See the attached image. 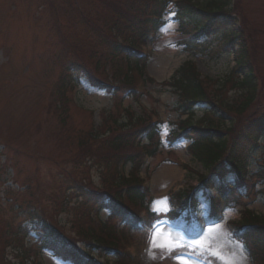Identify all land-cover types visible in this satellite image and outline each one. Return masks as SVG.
Returning <instances> with one entry per match:
<instances>
[{
	"label": "rangeland",
	"instance_id": "1",
	"mask_svg": "<svg viewBox=\"0 0 264 264\" xmlns=\"http://www.w3.org/2000/svg\"><path fill=\"white\" fill-rule=\"evenodd\" d=\"M28 1L30 0H0V169L5 165L3 171L0 170V208L3 210V214H0V245L4 226H7L9 230H14L20 222L15 217L16 204L14 203L13 208L9 206V199H11L9 191H16L19 185H22V178L19 179L16 173L23 168L25 170L30 169L26 161L24 162L25 164L16 162L15 168L9 167L15 163L12 160L14 154H11V152L9 154L7 151L2 153L1 145L4 144L3 141H6L10 146L20 145L23 154H25L27 144L29 145V148L27 147L29 153L38 151L41 154L57 155L59 154L56 151L57 146L61 150L65 149L61 147L63 143H70L66 151L75 150L76 137L74 132L76 127L90 131L88 127L85 128L84 119L88 122L89 113H91L92 128L99 129L102 118L109 116L112 100L105 92L93 89L81 82V91L77 95V105L80 109L72 107L70 104H65L64 106L68 105L69 108L63 116L68 120L66 125L62 127L56 121L58 116L56 106L59 107L61 105L63 98L60 90L61 83H59L57 78L60 74L61 66L62 64L65 65L64 61L67 59L70 60L69 63H73L71 60H75V58L72 55L76 57L75 52H78L80 57H82L78 61L92 71L91 67L94 68V63L92 65L93 60L98 59V54H101L103 58H100L98 65V76L109 77L114 69L111 57L108 55L109 50L116 48L113 46L115 42L124 41L119 35L121 34L118 30L119 25H116L113 29L104 33L105 36H108V45L101 43V33H98L96 27H86L83 23L77 25L75 20H69V11L65 13L66 5L69 6L67 1L35 0L39 4H49L46 8V13L37 4ZM171 1L174 3L178 0ZM191 1L205 6L206 3L212 0ZM88 2L92 6L90 0ZM101 3L108 7L114 6L110 0H102ZM173 3L167 7L162 18L165 23L159 29L149 48L151 56L147 61L146 74L153 79V83L146 85L147 94L150 97L142 98L145 106L148 107L149 105L156 109L162 120L160 128L163 133L174 129L169 123H173L177 119V113L174 109L177 105V97L167 86L161 87V84L168 82V79L180 65L184 62L192 61L198 74L210 80L211 84H215L212 85V90L217 88L220 82L227 80L231 69L235 65L232 52L230 54L216 53L220 43L219 37L210 38L205 42L202 40L201 43H203L202 45L200 44L202 52H187L185 50L186 45L183 42L187 40L188 35H181L177 30V23L174 21L175 10ZM234 3L230 0L227 6H232ZM238 3L241 15L251 21L253 25L251 29H259L264 26V12H261L264 8V0H238ZM93 6H97L96 11L88 18L91 23H97L99 30L102 31L101 27L106 21L104 19L106 9L99 3H93ZM56 13L60 16L59 20L63 25L62 32H65L64 28L66 27L75 29L72 41L69 40L68 45L71 50L63 55L59 54L61 49L63 51L65 49L61 47V44L59 45L61 41L53 27V18ZM113 15L114 13L110 11L108 17L111 18ZM237 28L238 26L235 27V30ZM63 39L66 40L65 37ZM257 40L258 42L260 41L259 38ZM82 45L84 47H80ZM250 60L254 61H251V67L255 74L258 75L259 79L255 75V81L259 83L261 78L264 79V54L261 55L260 59L256 56L255 58L251 57ZM56 61L61 62V64L55 65ZM103 72L104 74H102ZM226 84H229L228 87L230 88L227 87L229 91L228 97L225 94L219 95L222 101L232 107L233 99L236 100L234 98L236 90H233L232 87L236 84V81ZM259 94L260 90L257 88V96ZM123 106L131 107L134 111H138L135 105L129 101L125 100ZM101 111H104V113H101ZM201 115L202 112L196 110L193 122L198 121L202 117ZM34 121L35 123L39 122L41 125L38 134L35 131L31 133ZM107 121L108 119H106ZM91 123L89 124L90 126ZM70 137L71 140L69 141ZM100 145L93 146L97 148ZM163 145L161 155L151 161V173L146 176L154 198L150 209L156 214H166L170 210L166 194L178 190H187L197 185V176L205 172L201 165L194 162L187 155L185 143L182 142L179 145L172 146L170 149L167 148L166 143ZM169 151H173V159H176V163H171L167 160L166 153ZM262 152L263 150L260 149L257 152V156L259 157ZM9 160L11 161L9 162ZM86 161L88 162L89 159H86ZM82 163L85 164V160L81 158L77 165L68 168L65 172H72V176L82 182L92 181L95 185H99L98 167H94L92 170L87 167L84 169ZM40 166L42 169L38 177V183L45 188L43 190L40 187V193L50 191L56 196L58 194L56 187L62 186V178L60 176L62 171L54 170L50 168L49 164L46 165L44 162L40 163ZM165 169L172 171L173 178L163 182L156 180L158 174ZM254 169L255 166L252 163L251 171ZM62 174L66 175V173ZM54 176L55 178H53ZM141 176L145 177L143 173ZM225 182L227 183L228 179ZM52 184L55 186L54 191L47 188V186ZM64 196L65 201L70 200L68 210L59 216L56 213L53 216L65 227V231L70 233L71 220L74 217L72 209L76 206V199H70L68 193ZM58 199L60 203L62 200L61 198ZM52 202L49 200V202L43 203V209L46 214L54 210L55 206ZM78 202H80V199ZM249 206L260 217L264 216V199L256 201ZM81 209L82 207H80ZM203 209H205L204 205ZM239 211V208L225 211L224 220L219 225L210 228L198 244L189 247L193 250L194 260L186 259L182 261V264H251L241 245L233 241L232 229L226 223V221L237 222L240 218ZM105 214L101 213L100 220L105 218ZM155 225L157 227L153 230L150 251L143 264H156L163 260L169 252L182 251V246L179 245L180 237L187 231L183 219L176 221L164 219ZM32 239L33 236L29 237L28 241ZM33 248L37 249L35 245ZM8 253V259L10 260L12 259L10 251ZM91 255L99 261V258L95 256V252H91ZM110 260L112 261V259ZM45 264L62 263L46 256Z\"/></svg>",
	"mask_w": 264,
	"mask_h": 264
},
{
	"label": "trees",
	"instance_id": "2",
	"mask_svg": "<svg viewBox=\"0 0 264 264\" xmlns=\"http://www.w3.org/2000/svg\"><path fill=\"white\" fill-rule=\"evenodd\" d=\"M67 1L69 4V10H71V14H77L79 16V19H81L85 26L88 27L90 21L89 19L84 17V13H89L92 15V13L96 10L93 7V3L95 1H98L99 3L102 2V0H90L92 3V6L88 2V0H63ZM101 1V2H100ZM112 1V0H110ZM140 0H117L116 7L122 9L124 16L127 15L128 12L133 11L134 9H138L139 6L137 4ZM230 0H214L210 1L205 4V6L202 7V9L194 6L189 0H181L177 6L179 8L178 11V18H180V22L182 24V27H187L188 30H190L192 33L197 30H203L204 33H206L208 30H215L218 28V31L230 29V26L235 25L236 22H239V28L240 33H234L230 35V38L237 39L236 44L238 47V50L236 51V57H237V64L235 71L240 74L236 81L237 87L240 89V94L235 95L236 100L233 103V106L235 108L234 113L241 115L243 112H245L246 108H248L256 99V92H257V84L261 85L260 91L263 94V100H264V79L261 78L259 80V83H257L256 77L259 79L258 75L255 74V71H253L251 65L252 60L251 57L255 58L257 56L258 59H260L261 55L264 54V26L257 29L252 28L251 21L241 15L239 11V3L238 0H231L232 2H235L233 4L232 9L230 10H224V8L228 5ZM102 4V3H101ZM113 5V4H112ZM84 9V10H82ZM82 10V11H81ZM85 11V12H84ZM92 11V12H90ZM261 12H264L261 10ZM234 14L235 18H231V15ZM118 18H121L124 20V22H128L133 28H137L138 30H142L141 26L139 25V21L137 22L136 19H132L131 21L124 19L118 14ZM126 27V24H125ZM59 32L60 37V44L64 47H67L68 41L71 39L72 32H66V34L61 33V29H57ZM68 33H71L68 35ZM63 37L67 38V40H64ZM257 38L260 39L258 42ZM252 61V62H251ZM256 75V77H255ZM231 78L225 80V83L231 82ZM168 86L174 89V93L178 95L179 101H184L187 103L195 102L198 100H204L206 99L205 91L200 84V82L197 81V75L195 72V69L193 65H191L189 62H186L182 64L177 71L174 73L171 82L168 83ZM225 86V85H224ZM236 87V86H235ZM242 94V96H241ZM242 98V99H241ZM220 107L223 106L227 111H230V107L228 105L224 104L222 101H218ZM182 113H186L182 111ZM208 116V115H206ZM130 122V119L127 118ZM65 119H61V126H65ZM140 121V120H139ZM222 119L214 118V114H209V122L208 125L214 127L217 131L219 130V125L221 123ZM118 117L114 116L113 121L111 125L109 124V127L104 126V129L100 131V134L103 135L107 131L110 132H118L119 138L117 142L113 145H107L103 144V147L96 150L94 153L87 152L88 155L94 156L101 154L103 157H107L110 154H114L119 150H123L129 146L130 143V137H133V133L126 131L121 132L120 128L117 126ZM144 121H140L142 123ZM223 124V123H222ZM260 126L261 129H260ZM183 129L185 127V123L181 124L179 128ZM214 129V130H215ZM230 130V129H229ZM264 131V124H262V120L257 124L256 128H254L253 132L251 130L250 133L247 134L244 138L245 144H248L249 140H256V138L261 136V133ZM98 131L93 132V130H90L89 132L83 133L80 137L77 138V154L82 151L85 148H89V144L99 136ZM154 135V134H153ZM233 136L232 134H229ZM235 135H239V133H236ZM154 137V136H153ZM197 137L199 138V141H195L194 145H192L189 148V153L191 154L192 158L203 165L204 167H208L216 163L217 161L223 159L226 151L227 142L226 139H224L219 134H213L210 136L201 137L199 134H197ZM155 138V137H154ZM71 140V137L69 138V141ZM132 142V141H131ZM68 144L63 143L62 148H67ZM56 151L59 153L58 157L57 155H52L49 153H43L39 155L38 152H34L32 154H25L26 164L30 166V171H26L23 174L24 175V181L23 185L25 187L24 191L22 193L17 194L18 197H22V204L28 209L27 217L31 222H35V227L40 232H43L47 235L53 234L52 230L49 227H46L47 222L45 219L42 220V225H40L41 220L38 217V214H43L41 211L37 213V201L39 198L38 194V185H37V176L38 173H36V167L38 166L39 160H47L50 162H53L57 166L62 165L64 162H72L77 157L76 154H69L66 152H63L58 146L56 148ZM238 152V151H237ZM236 152V153H237ZM244 152L243 156L241 158L239 157H233L232 159H229L228 162L234 164L236 167H238L239 172L243 170V164L245 162V159L247 155L250 153L248 151H242L241 154ZM151 156H154L155 153L151 152ZM239 156V155H237ZM67 161V162H66ZM261 169L257 172V174L254 176V180L258 182L259 180H263L264 183V161L262 160L260 162ZM32 167V168H31ZM108 169V167H107ZM36 173V174H35ZM112 181H114L115 176H111ZM109 181V175L105 176L103 178V182L107 183ZM64 185L66 189L71 190V188H77L79 189V192L83 198L88 197L92 192L93 189L89 188V186H82L80 182H76L73 178L69 177L64 182ZM84 187V188H82ZM62 187H59L60 193L62 194ZM131 197H134L130 195ZM185 195L178 194L176 196V200L179 203L178 199L185 198ZM13 198H16L13 196ZM136 198V197H134ZM65 204H62L60 207H62ZM36 208V209H35ZM115 214H118L117 212H114ZM84 220L78 221L76 223L81 224ZM86 224L89 226L87 230H85L82 227H79L77 230V234L79 236L86 237L89 235V232L92 229V226L90 225V222H86ZM240 224H245L249 226L248 233L244 236V242L248 246H251L250 250H255V255L253 254L254 258H256L255 261H258L256 264H264V220L259 219L257 216L250 212H246L244 216H242ZM48 225H51L48 223ZM253 249V250H252ZM5 254L4 249H0V264H6L5 263Z\"/></svg>",
	"mask_w": 264,
	"mask_h": 264
},
{
	"label": "bare ground",
	"instance_id": "3",
	"mask_svg": "<svg viewBox=\"0 0 264 264\" xmlns=\"http://www.w3.org/2000/svg\"><path fill=\"white\" fill-rule=\"evenodd\" d=\"M171 178H173V173H172V171H170V169H165V170L161 171V172L158 174L156 180L158 179L160 182H161V181L163 182V181H165V180H167V179H171Z\"/></svg>",
	"mask_w": 264,
	"mask_h": 264
},
{
	"label": "snow or ice",
	"instance_id": "4",
	"mask_svg": "<svg viewBox=\"0 0 264 264\" xmlns=\"http://www.w3.org/2000/svg\"><path fill=\"white\" fill-rule=\"evenodd\" d=\"M177 259H181L180 257H177Z\"/></svg>",
	"mask_w": 264,
	"mask_h": 264
}]
</instances>
